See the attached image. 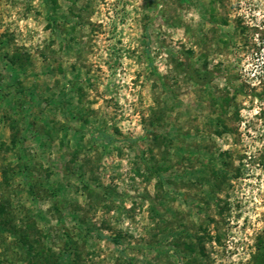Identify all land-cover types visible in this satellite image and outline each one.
<instances>
[{
  "label": "rangeland",
  "instance_id": "obj_1",
  "mask_svg": "<svg viewBox=\"0 0 264 264\" xmlns=\"http://www.w3.org/2000/svg\"><path fill=\"white\" fill-rule=\"evenodd\" d=\"M0 264H264V0H0Z\"/></svg>",
  "mask_w": 264,
  "mask_h": 264
},
{
  "label": "trees",
  "instance_id": "obj_2",
  "mask_svg": "<svg viewBox=\"0 0 264 264\" xmlns=\"http://www.w3.org/2000/svg\"><path fill=\"white\" fill-rule=\"evenodd\" d=\"M109 239L114 243L115 247L120 251L121 255H124V249L120 242V240L117 237H109Z\"/></svg>",
  "mask_w": 264,
  "mask_h": 264
}]
</instances>
